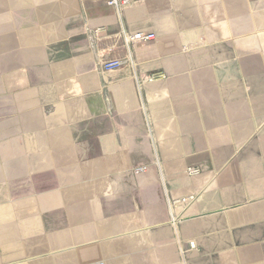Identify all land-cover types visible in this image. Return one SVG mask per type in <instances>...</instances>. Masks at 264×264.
Segmentation results:
<instances>
[{"label": "crops", "instance_id": "0c3cea01", "mask_svg": "<svg viewBox=\"0 0 264 264\" xmlns=\"http://www.w3.org/2000/svg\"><path fill=\"white\" fill-rule=\"evenodd\" d=\"M107 2L0 0V264H264V0Z\"/></svg>", "mask_w": 264, "mask_h": 264}, {"label": "built area", "instance_id": "2783aa9c", "mask_svg": "<svg viewBox=\"0 0 264 264\" xmlns=\"http://www.w3.org/2000/svg\"><path fill=\"white\" fill-rule=\"evenodd\" d=\"M131 1H140V0H108L107 3L110 6H116L117 8H121V7L127 6ZM102 30L103 28L98 27V29H96L94 33L98 35L99 32H101ZM124 37H125V43L127 45H130L133 42L147 43L149 41L155 40L157 36L155 35L154 32L136 31L130 34H126ZM123 64H124L123 60L115 59V60H109V61L103 62L102 67L106 70H115L116 68L122 66ZM145 169L146 167H138L135 169V171L142 172V171H145ZM188 172L191 175L198 174V172H200V168L190 167Z\"/></svg>", "mask_w": 264, "mask_h": 264}]
</instances>
